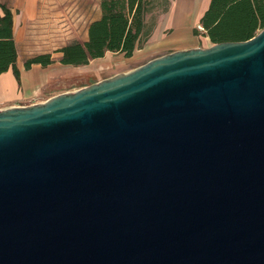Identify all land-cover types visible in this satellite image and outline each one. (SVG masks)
Wrapping results in <instances>:
<instances>
[{
  "label": "water",
  "instance_id": "obj_1",
  "mask_svg": "<svg viewBox=\"0 0 264 264\" xmlns=\"http://www.w3.org/2000/svg\"><path fill=\"white\" fill-rule=\"evenodd\" d=\"M0 264H264V28L0 104Z\"/></svg>",
  "mask_w": 264,
  "mask_h": 264
},
{
  "label": "crops",
  "instance_id": "obj_2",
  "mask_svg": "<svg viewBox=\"0 0 264 264\" xmlns=\"http://www.w3.org/2000/svg\"><path fill=\"white\" fill-rule=\"evenodd\" d=\"M100 1L69 0L66 3V0H0V16L4 15L3 9L9 11L11 15V32L17 54L15 68L19 72V83L11 68L0 74V104L14 102L26 104L41 98L43 88L56 79L57 73L63 68L72 67L60 65L57 61L61 54L56 51L72 41L79 43L87 41L88 26L101 17ZM209 3L210 0H176L172 3V9L167 11L168 15L162 17L165 19H159L150 28L145 22L146 11L139 40L130 58L139 51L140 55L151 56V60L174 51L211 46L212 43L203 32L197 36L193 31L194 22L200 26V19L208 9ZM30 28H37L46 33H62L60 36L55 34L46 36L56 37L60 47L50 52L56 41L48 40L45 44L39 42L36 47L32 43L30 49L26 36ZM200 30L202 31L201 27ZM200 40L202 45L199 43ZM34 48L38 50L33 55L24 56L25 50L27 54H32ZM42 54H50L55 63L46 67L32 64L25 70L26 60ZM116 55L124 57L121 53L107 52L104 57L94 59L84 67L92 63L107 62Z\"/></svg>",
  "mask_w": 264,
  "mask_h": 264
},
{
  "label": "trees",
  "instance_id": "obj_3",
  "mask_svg": "<svg viewBox=\"0 0 264 264\" xmlns=\"http://www.w3.org/2000/svg\"><path fill=\"white\" fill-rule=\"evenodd\" d=\"M145 0H101V17L88 26L87 41L71 42L56 52L63 66L79 67L104 57L105 53H121L130 58L136 48L146 12ZM0 16V74L15 68L17 57L11 32V15L3 9ZM203 35L212 44L246 41L264 28V0H210L200 19ZM55 63L50 54L34 56L24 63L25 70L32 64L46 67Z\"/></svg>",
  "mask_w": 264,
  "mask_h": 264
},
{
  "label": "rangeland",
  "instance_id": "obj_4",
  "mask_svg": "<svg viewBox=\"0 0 264 264\" xmlns=\"http://www.w3.org/2000/svg\"><path fill=\"white\" fill-rule=\"evenodd\" d=\"M146 4V11L145 14V22L146 26L150 28L154 24H156L159 19H165L162 17H166L168 15L167 11L172 9V3L176 0H145ZM69 0H66L68 3ZM193 31L200 36L202 31L200 30V26L194 22L193 24ZM260 31V30H259ZM257 31L255 35L259 32ZM55 34L56 36H60L62 33L59 32H50L46 33L44 31H39L37 28H30L27 32V43L30 49L32 48V43L35 47L38 45L39 42H47L48 40H55L56 42H52L55 46L50 48V52L55 51L60 47V44L57 43L58 40L54 36H48ZM73 42V41H72ZM202 43L201 40L199 42ZM202 45V44H201ZM55 49V50H53ZM32 54L26 55H33L38 49H32ZM31 52V50H29ZM139 55L137 56V54ZM132 58H124L121 55L113 56V59L107 62H101L100 64L96 63L89 65L87 67L79 66V67H67L63 68L61 71L57 73L56 79L49 82L41 92L42 97H52L60 93L70 92L72 90H77L82 87L88 86L95 82H98L103 79L110 78L114 75L120 74L121 72L128 71L135 69L136 67L146 63L150 60L151 56L140 55V51Z\"/></svg>",
  "mask_w": 264,
  "mask_h": 264
}]
</instances>
